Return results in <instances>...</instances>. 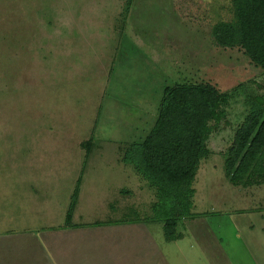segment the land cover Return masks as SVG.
<instances>
[{
  "label": "rangeland",
  "instance_id": "374dc122",
  "mask_svg": "<svg viewBox=\"0 0 264 264\" xmlns=\"http://www.w3.org/2000/svg\"><path fill=\"white\" fill-rule=\"evenodd\" d=\"M231 1L134 0L124 18L126 0H0V264H254L249 237L262 218L237 211L264 205V194L232 185L223 154L264 72L213 38L235 20ZM178 83L245 88L210 138L196 218L167 242L162 223L134 224L154 217L156 194L122 153ZM81 177L78 226L66 228Z\"/></svg>",
  "mask_w": 264,
  "mask_h": 264
},
{
  "label": "trees",
  "instance_id": "16d2710c",
  "mask_svg": "<svg viewBox=\"0 0 264 264\" xmlns=\"http://www.w3.org/2000/svg\"><path fill=\"white\" fill-rule=\"evenodd\" d=\"M133 2L126 0L124 18H128ZM231 2L235 20L218 23L213 38L220 47L241 48L251 63L264 72V0ZM243 88L245 85H240L225 93L208 83H178L164 88L154 126L122 153V162L132 166L156 194L154 217L137 215L132 219L134 224L159 222L167 242L184 239L178 231L179 224L196 218L193 186L202 162L213 155L210 138L227 120L228 107ZM260 88L262 93L246 96L248 113L223 154L226 178L236 187L264 184V85ZM92 146V141L83 145L86 164ZM81 182L82 177L70 200L66 228L78 226L74 218Z\"/></svg>",
  "mask_w": 264,
  "mask_h": 264
},
{
  "label": "crops",
  "instance_id": "0c3cea01",
  "mask_svg": "<svg viewBox=\"0 0 264 264\" xmlns=\"http://www.w3.org/2000/svg\"><path fill=\"white\" fill-rule=\"evenodd\" d=\"M247 188H255V190H250L252 192V195L254 194H259V193H263L264 194V184H254L250 187H245ZM261 199H264L261 197ZM244 211H249L252 214H259L262 218V223L261 225H259L261 231L259 235H252L249 237V248L250 251L248 252L250 257L252 259H254V264H264V205L259 202L257 205L254 206H249L248 208H239L237 212H244ZM242 215V214H239ZM254 223V222H253ZM134 225V224H132ZM250 228V232H254V230L256 229L255 224H251L249 226ZM30 237L34 238L35 236H33V234L29 235ZM28 236V237H29ZM47 237H49V235H47ZM37 242H40V240H37Z\"/></svg>",
  "mask_w": 264,
  "mask_h": 264
}]
</instances>
